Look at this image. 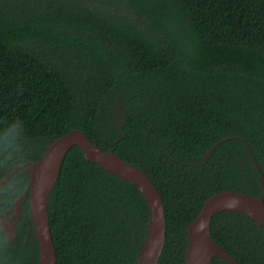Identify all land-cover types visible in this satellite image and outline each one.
I'll list each match as a JSON object with an SVG mask.
<instances>
[{"label": "trees", "instance_id": "1", "mask_svg": "<svg viewBox=\"0 0 264 264\" xmlns=\"http://www.w3.org/2000/svg\"><path fill=\"white\" fill-rule=\"evenodd\" d=\"M74 128L153 179L167 218L160 263L182 264L210 196L264 192L250 154L264 174V0H0L3 177ZM29 181L19 169L0 187V214ZM49 211L57 264H139L146 198L78 145ZM17 227L9 241L0 219V264H39L29 201ZM211 233L241 264H264V227L249 215L220 211Z\"/></svg>", "mask_w": 264, "mask_h": 264}, {"label": "water", "instance_id": "2", "mask_svg": "<svg viewBox=\"0 0 264 264\" xmlns=\"http://www.w3.org/2000/svg\"><path fill=\"white\" fill-rule=\"evenodd\" d=\"M75 145L83 149L86 159L130 182L142 192L149 206V226L146 238L140 247L138 261L139 264H161L160 258L166 243L167 218L164 199L153 179L144 170L114 151L95 144L83 130L78 128L71 129L55 139L40 160L18 165L6 179L1 181L2 183L9 181L19 169L30 175L29 186L15 199L12 213L0 214L1 225L8 240L18 241L17 223L23 215L24 203L29 201L30 216L39 244V264L58 263L49 202L66 155ZM213 150L214 148L205 155V159L210 157ZM250 154L264 187V174L251 148ZM224 210L245 213L256 220L259 226L264 227V192L260 196H253L246 192L226 189L210 196L198 216L187 227L188 247L185 253L186 259L182 264H215V257L226 260L227 264H241L212 237V219Z\"/></svg>", "mask_w": 264, "mask_h": 264}, {"label": "flooded vegetation", "instance_id": "3", "mask_svg": "<svg viewBox=\"0 0 264 264\" xmlns=\"http://www.w3.org/2000/svg\"><path fill=\"white\" fill-rule=\"evenodd\" d=\"M0 187L1 186H3L4 184H6V183H8V181L7 182H5V183H2L1 181L2 180H4V179H6V177L8 176V174L11 172V171H9L8 173H7V175L5 176V177H3V170L1 169V167H0ZM12 177V176H11ZM10 180V179H9ZM13 207V206H12ZM12 207L5 213V214H11L12 213Z\"/></svg>", "mask_w": 264, "mask_h": 264}]
</instances>
